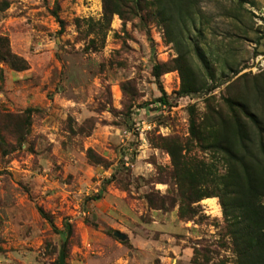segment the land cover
<instances>
[{
	"label": "rangeland",
	"instance_id": "1",
	"mask_svg": "<svg viewBox=\"0 0 264 264\" xmlns=\"http://www.w3.org/2000/svg\"><path fill=\"white\" fill-rule=\"evenodd\" d=\"M6 1L0 36L28 67L0 62V264H53L61 250L65 264H235L219 197L218 211L195 198L218 192L226 164L191 137L190 110L208 139L232 101L262 107L264 0H189L178 37L152 0H118L110 21L104 0ZM187 67L216 87L179 95ZM27 109L17 143L1 114ZM138 113L144 142L123 136ZM170 149L207 181L178 184Z\"/></svg>",
	"mask_w": 264,
	"mask_h": 264
},
{
	"label": "trees",
	"instance_id": "2",
	"mask_svg": "<svg viewBox=\"0 0 264 264\" xmlns=\"http://www.w3.org/2000/svg\"><path fill=\"white\" fill-rule=\"evenodd\" d=\"M108 2L113 8L108 9L107 2L104 0V15L105 20L110 21L113 13L121 14L119 7L124 4H122L123 0L121 3L118 0H108ZM189 3V0H152L150 2L152 7L162 15L166 29L171 30V34L177 37L178 30L175 29V24L181 22ZM7 5L6 0H0L1 10L5 9ZM57 9L58 6L53 10V15L59 22L61 31L63 21L59 18ZM101 25L103 24H95V26H99L100 30L103 28ZM196 47L194 49L197 50V54L201 56L202 60H205L204 56L200 54L201 51ZM0 62H6L17 70H24L28 67L25 59L11 52L8 39L5 36H0ZM152 71L154 77L159 79L166 70L162 64L156 63ZM180 71L182 84L178 91L179 95H189L204 88L210 91L216 87V85L206 87V82L204 80L201 82L189 67ZM1 80L2 70L0 69ZM161 91L162 95L157 101L168 103L166 93L164 90ZM256 92L263 102L262 107L252 110L246 98L232 101L229 113L222 115L221 120L213 126V129L211 126L212 130L208 132L210 134L208 139L200 137V128L195 113L192 109L190 110L191 137L198 140L196 143L200 147L212 148L214 152L221 154L226 164L225 173L215 183L218 192L201 190L195 198L198 201L212 196L219 197L227 230L236 253L235 264H264V88L256 89ZM26 111V116L19 119L20 122L12 119L11 115L1 114L6 119L5 129L12 132L17 143H20L28 131L31 110L27 109ZM5 146V138L0 131V147L4 148ZM169 154L173 159L178 184L186 188V183L193 187L200 180L207 181L206 176L204 178L202 176L206 169L201 164L192 166L191 163H183L178 157L176 159L172 149L169 150ZM207 173L206 175H209V172ZM38 211L47 219L42 208H38ZM68 227L69 225L65 226V234L70 229ZM53 264H58V259Z\"/></svg>",
	"mask_w": 264,
	"mask_h": 264
},
{
	"label": "built area",
	"instance_id": "3",
	"mask_svg": "<svg viewBox=\"0 0 264 264\" xmlns=\"http://www.w3.org/2000/svg\"><path fill=\"white\" fill-rule=\"evenodd\" d=\"M144 114L142 115V113H138L136 115V118L133 120L132 128L129 130L123 131V136L126 139H128L129 136L132 134V135H136V137L139 141H141V142L145 141V136H147V132H149L151 130L152 124L147 123L145 121ZM128 150H130L129 147H128ZM125 159H127V158H125Z\"/></svg>",
	"mask_w": 264,
	"mask_h": 264
},
{
	"label": "water",
	"instance_id": "4",
	"mask_svg": "<svg viewBox=\"0 0 264 264\" xmlns=\"http://www.w3.org/2000/svg\"><path fill=\"white\" fill-rule=\"evenodd\" d=\"M114 236H116L117 238H119L121 240H124L126 238V235L122 232H119V231H115ZM58 264H65V257H64L63 250H61V252L59 254Z\"/></svg>",
	"mask_w": 264,
	"mask_h": 264
},
{
	"label": "bare ground",
	"instance_id": "5",
	"mask_svg": "<svg viewBox=\"0 0 264 264\" xmlns=\"http://www.w3.org/2000/svg\"><path fill=\"white\" fill-rule=\"evenodd\" d=\"M205 201H206V200H205ZM207 202H208V205H209L212 209H214L215 211H218V205L216 204L214 198H208V199H207ZM214 210H213V211H214Z\"/></svg>",
	"mask_w": 264,
	"mask_h": 264
}]
</instances>
